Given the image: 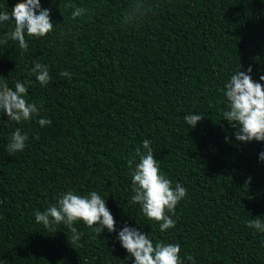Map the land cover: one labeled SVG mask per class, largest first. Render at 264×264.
Listing matches in <instances>:
<instances>
[{
    "label": "trees",
    "instance_id": "trees-1",
    "mask_svg": "<svg viewBox=\"0 0 264 264\" xmlns=\"http://www.w3.org/2000/svg\"><path fill=\"white\" fill-rule=\"evenodd\" d=\"M22 0H0L8 12ZM142 5L134 19L127 14ZM53 30L0 44V84L27 88L40 106L29 121L0 112V264H134L118 240L128 226L155 244H179L183 264H264V141L236 140L224 120V85L251 66L264 84V0H40ZM74 7L86 11L75 19ZM143 13V15H141ZM14 21L0 22V40ZM49 69L42 86L30 72ZM71 73V78L61 72ZM203 116L193 128L184 116ZM44 118L50 125L41 127ZM17 129L23 151L9 154ZM148 140L161 175L187 195L177 204L175 227L164 232L147 219L134 195L129 159ZM138 157L133 162L138 163ZM250 178V179H249ZM95 191L115 220L98 236L82 221L76 244L63 223H37L64 192ZM190 254L194 261H188Z\"/></svg>",
    "mask_w": 264,
    "mask_h": 264
},
{
    "label": "clouds",
    "instance_id": "clouds-1",
    "mask_svg": "<svg viewBox=\"0 0 264 264\" xmlns=\"http://www.w3.org/2000/svg\"><path fill=\"white\" fill-rule=\"evenodd\" d=\"M142 5L136 4L131 9L127 18L134 19ZM86 10L74 7L71 13L73 19L80 17ZM143 15V13H141ZM14 21V30L6 34V38L0 40V44H6L8 40L18 41L23 51L28 50L25 34L32 37H43L53 30V22L50 18V10L42 9L40 0H22L16 3L11 10V18L8 12H0V22ZM251 66L247 72L237 71L224 85L223 95L228 101V110L223 112L224 120L237 127L236 140L240 142L264 141V84L253 81ZM30 72L35 75L36 81L42 86L47 85L51 77L45 64L36 61ZM63 77L71 78V73L63 71ZM264 81V75L260 76ZM27 88L24 83L17 81L14 90L7 83L0 84V112L8 119L20 123L29 121L34 115H38L40 106L35 102L26 100ZM203 118L200 114L189 113L184 116L188 126L195 127ZM41 127L50 125L51 121L40 118L36 121ZM27 134H22L20 129L14 131L7 145L9 154L23 151ZM143 150L136 149L135 156L129 159L128 166L131 171L132 195L130 203L139 204L142 214L149 220L159 224V230L164 232L175 227L176 221L169 213L175 215L177 204L187 195V189L180 183L172 186V181L160 173V167L153 156L150 142L144 140ZM138 157L139 162L134 160ZM259 159L264 160V151L259 154ZM250 179V178H249ZM37 223H42L49 230L54 231V225L63 223L72 233L71 243L76 244L80 239V233L73 225L82 221L92 228L97 236L107 229L115 231V220L103 199L97 192L92 191L86 196L75 194L68 190L61 194L55 204H50L43 212L34 213ZM248 228L264 232V223L259 218L246 222ZM118 240L127 253L134 258V264H183L180 258L181 246L173 243L153 242L147 234L141 233L136 228L124 226L118 232ZM188 261H194L192 255L186 256Z\"/></svg>",
    "mask_w": 264,
    "mask_h": 264
}]
</instances>
